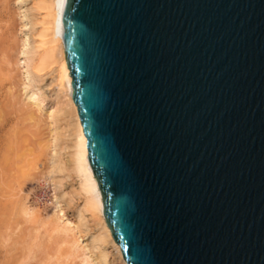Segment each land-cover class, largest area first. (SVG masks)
Returning <instances> with one entry per match:
<instances>
[{
  "label": "water",
  "instance_id": "95a60500",
  "mask_svg": "<svg viewBox=\"0 0 264 264\" xmlns=\"http://www.w3.org/2000/svg\"><path fill=\"white\" fill-rule=\"evenodd\" d=\"M62 23L127 264H264V0H66Z\"/></svg>",
  "mask_w": 264,
  "mask_h": 264
},
{
  "label": "rangeland",
  "instance_id": "374dc122",
  "mask_svg": "<svg viewBox=\"0 0 264 264\" xmlns=\"http://www.w3.org/2000/svg\"><path fill=\"white\" fill-rule=\"evenodd\" d=\"M39 1L0 0V264H81L84 256H91L93 264H124L111 242L96 245L99 226L91 215L84 214L82 221L78 217L83 197L68 155L74 119L62 113L57 68L27 76L28 49L42 25L35 24L42 18L35 8ZM56 160L62 161L63 170L52 175ZM22 204L30 214L20 213ZM54 222L78 229V257L71 255L74 249L68 243L75 237L59 239Z\"/></svg>",
  "mask_w": 264,
  "mask_h": 264
},
{
  "label": "bare ground",
  "instance_id": "6f19581e",
  "mask_svg": "<svg viewBox=\"0 0 264 264\" xmlns=\"http://www.w3.org/2000/svg\"><path fill=\"white\" fill-rule=\"evenodd\" d=\"M65 3H66V0H40L37 5L35 4L36 6L35 8L38 9L42 13V18L39 19L41 22H38L35 24L39 26V23H40V25L41 24L42 25L39 27L41 28V30L40 31L37 30L39 31L38 33L35 32L37 33V35H35L36 37H34L36 38L35 44L33 45V47L28 49L30 50L29 52H30L31 59H30V64L28 65V70H27L28 75L27 76L28 77L30 76L31 78L33 71L35 73L37 72V73L42 74V72L44 73V71L46 70L54 69V67L57 68L56 70H57L58 77L56 79L59 82L60 88H62L63 90L61 91L64 93L62 113L67 114L69 119H71L70 116L74 119L73 123H71L73 125L72 135H71L73 140L70 146V154L68 155H69L70 168L75 173L76 175L75 177L79 179V192H80L79 194H81V196L83 197L82 212L80 211L81 213L78 217L82 221L86 218L87 216L86 214H90L93 220L97 222V225L99 226V233L97 235V238L95 239L96 245L98 244L97 246H99V245H104L106 243L111 242L116 248L117 252L119 253V256L121 257L124 264H127V262L123 258L121 248L114 240L112 232L103 215V200L100 194V189L97 184V179L93 176V173L89 166L87 138L84 134V130H83V126L80 120L77 106L72 98V77L70 74V70H69V66H68V62L66 58L64 42L61 38V34L63 30L62 18H63V11L65 7ZM27 80L30 81L32 79L27 78ZM30 99H32V97ZM37 106L41 109L42 103L41 102L40 104L38 103ZM51 113L53 114V111ZM56 151H57V148H56ZM62 170H63L62 161L56 160L53 166H51L50 172L52 173V175H55V172H61ZM46 172H49V171H46ZM52 175L50 174L48 178L50 181H52L55 184L56 179ZM54 197H55L56 202H58L59 196L55 195ZM25 205L22 204L20 206L19 211L21 214L23 212L24 213L23 215L25 214L28 215L31 213L30 212L31 209L29 210V207ZM62 211L63 210L61 209L60 212ZM84 214L86 215L85 217H84ZM71 224L72 223L66 222L64 225L61 226L58 222H54V225L52 224L51 226L52 227L54 226L53 230L59 233V235H57L59 239L64 238L62 239V241L67 240L68 242L69 241L68 238L70 237V235L75 237L74 240H70L68 243L71 244V248L74 249V250H71L70 252L72 253L71 255L73 256L74 254L75 256H77L79 252L77 253L78 248L76 249L75 247H77L76 245L79 240L76 237V234L74 233V231L75 229L76 230L78 229L76 227L74 228L73 226H71ZM32 250L33 249H31L30 251L32 252ZM79 257H82V253L79 254ZM88 257L89 256H87L86 258L85 256L84 258L82 257L81 264H93V262H91L92 260H90L91 256L90 258Z\"/></svg>",
  "mask_w": 264,
  "mask_h": 264
}]
</instances>
